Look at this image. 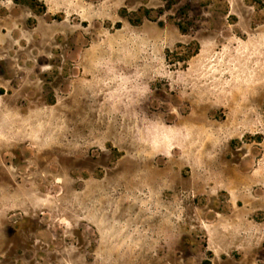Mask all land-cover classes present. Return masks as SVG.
I'll use <instances>...</instances> for the list:
<instances>
[{
  "label": "rangeland",
  "instance_id": "rangeland-1",
  "mask_svg": "<svg viewBox=\"0 0 264 264\" xmlns=\"http://www.w3.org/2000/svg\"><path fill=\"white\" fill-rule=\"evenodd\" d=\"M0 264H264V0H0Z\"/></svg>",
  "mask_w": 264,
  "mask_h": 264
},
{
  "label": "trees",
  "instance_id": "trees-1",
  "mask_svg": "<svg viewBox=\"0 0 264 264\" xmlns=\"http://www.w3.org/2000/svg\"><path fill=\"white\" fill-rule=\"evenodd\" d=\"M137 22H141V21L138 20ZM179 29L182 30L181 27H179ZM182 32H184V31L182 30ZM191 46L194 47V51H193V52L191 53V55L189 56L190 58L193 57L194 55H196V54L198 53V51H199L198 44H196V43H195V44H189V45H188V48H190Z\"/></svg>",
  "mask_w": 264,
  "mask_h": 264
}]
</instances>
